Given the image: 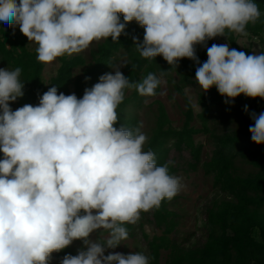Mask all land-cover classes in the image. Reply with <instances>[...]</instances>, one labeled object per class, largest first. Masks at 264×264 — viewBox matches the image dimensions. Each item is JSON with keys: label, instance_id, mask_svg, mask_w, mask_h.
I'll list each match as a JSON object with an SVG mask.
<instances>
[{"label": "clouds", "instance_id": "clouds-1", "mask_svg": "<svg viewBox=\"0 0 264 264\" xmlns=\"http://www.w3.org/2000/svg\"><path fill=\"white\" fill-rule=\"evenodd\" d=\"M260 15L254 0H0V22L19 26L38 45L42 63L80 53L93 41H118L133 20L144 27L142 43L133 37L141 58L199 63L195 45L226 30L247 35L246 26ZM207 57L195 74L204 92L215 86L229 99L264 98V52L213 44ZM121 67L101 75L82 99L51 87L38 106L15 111L9 102L24 95L21 69L0 67V264H47L52 252L76 239L86 251L61 264H149L141 253H104L127 238L124 223H135L182 185L167 164L157 166L155 154L143 151L142 125L114 127L125 89L154 96L161 83L152 73L130 82ZM251 115V139L264 144V112ZM98 229L108 231L106 242L89 239Z\"/></svg>", "mask_w": 264, "mask_h": 264}, {"label": "trees", "instance_id": "trees-1", "mask_svg": "<svg viewBox=\"0 0 264 264\" xmlns=\"http://www.w3.org/2000/svg\"><path fill=\"white\" fill-rule=\"evenodd\" d=\"M260 10V17L255 23L246 26V32L252 38L264 43V0H254ZM123 23V14H120ZM231 49L243 51L237 43V36L232 31H225ZM137 37L143 42L144 27L135 20L128 22L118 41L111 37L102 39L92 61L88 63L82 54L58 57L59 66L55 74L45 82L43 79L44 63L37 60L36 49L28 48V38L19 26L0 27V60L12 70L21 69L20 82L24 85L22 97L16 99L14 110L25 104L38 106L39 98L51 87L57 88V94H75L82 99L86 88L99 82V77L111 72L120 55L126 56L124 76L130 82H139L149 73L157 78L179 79L178 89L194 86L198 88L199 113L188 102L184 122L181 127L171 125V119L163 103H159L155 127L149 136L143 151L155 154L157 166L167 164L170 175L175 176L182 169L186 172L203 168L205 175L213 177V186L222 193L221 197H212L202 209L203 232L200 238L179 242L176 238L180 215L169 209L176 199H163L158 207L141 211L146 221L161 230V235L149 239L143 229V222L124 223L127 238L141 236L149 256V264H264V144H256L251 139L250 126H254L252 113L264 112V98L247 97L244 94L234 99L221 96L215 86L208 91L197 84L196 69L207 61V48L212 39L205 44L195 45L196 61L182 58L176 66L169 65L162 56L155 59L141 58L133 41ZM83 67L82 73L75 76V70ZM161 92V83L155 89V95ZM146 96H141L134 88L124 90V99L116 109L117 129L125 127L135 129L142 125L138 110L144 106ZM228 101L227 103L225 101ZM245 105L248 106L246 112ZM222 109L223 127L211 129L209 124L215 111ZM202 122V127L193 125L195 118ZM199 133H209L214 143L209 159L204 160V145L196 142ZM4 153L0 151V160ZM245 162L251 170L241 174L238 162ZM83 214V211L81 212ZM193 236V235H192ZM168 251L163 262L162 251ZM78 253L69 245L50 254L47 264H57L66 255Z\"/></svg>", "mask_w": 264, "mask_h": 264}, {"label": "rangeland", "instance_id": "rangeland-1", "mask_svg": "<svg viewBox=\"0 0 264 264\" xmlns=\"http://www.w3.org/2000/svg\"><path fill=\"white\" fill-rule=\"evenodd\" d=\"M0 27L7 28L9 27V25L0 22ZM235 35L237 36V43L239 44L241 49L248 50L250 55L260 54L261 52H264V43H261L258 38H252L248 33L247 35H240L235 33ZM212 40L217 44H227L231 49L230 43L228 42L225 35L217 36ZM101 41L102 39L99 41H93L87 49L81 51L80 53H74L72 55L82 54L86 58V61L90 63L92 61V54L94 51H96L97 46ZM36 47L37 44L35 42H28V48L30 50H34ZM126 62V56L120 55L116 62V65L113 67L111 72H113V70H115L117 67L125 65ZM58 66V58L50 63H44L43 79L45 82H48L49 79L55 74ZM0 67L12 71V69L3 64L1 60ZM124 67L125 66L120 68V71L122 73L124 72ZM82 70L83 67L76 69L75 76L80 75L82 73ZM160 80L161 92L156 96H146L144 106L137 112L142 122L141 132L144 133L147 138H149L153 128L155 127L160 102L165 105L171 119V125L175 128H179L182 126L185 118V111L187 109L188 102H190V99L192 106L195 105L193 106L195 113L197 114L201 111V107H199L198 104V88L189 86L186 88H182V90L180 91L178 89V86H180L179 79L176 75H174L171 79H167L161 76ZM9 106L11 110L15 111L14 109L16 106V100L10 101ZM0 112H2V110H0ZM223 117V110H216L214 115L212 116L209 127L211 129H213V127H216L218 130H221L223 127L221 123ZM193 125L196 127L203 126L198 117H196L193 121ZM195 139L196 142L202 143L204 145L203 159H209L214 148V143L212 141L211 135L209 133H199L195 136ZM146 143L147 141L143 145V149ZM238 168L241 174H247V172L251 170V167L247 163L241 161L238 162ZM176 177L180 178L182 187L178 194L175 195L176 199L172 202V204L169 205L170 210L176 211L180 215V222L177 226L176 238L179 242H186L194 238L198 239L201 237L203 232V215L201 212L203 206L212 197H221L222 193L214 188L213 177L205 175L202 167L194 172H186L181 169L177 173ZM140 221L143 222V229L148 235L149 239H152L154 236L161 235V230L156 229L154 226L149 224L146 221L145 215L139 214L138 219H136V223L139 224ZM108 236V231L98 229L90 234L89 239L104 243L106 242ZM70 246L77 253H79V251H86L87 249V246L84 244L83 240L80 239L74 240L70 244ZM110 253H122L125 255L141 253L148 256V250L144 242H142V238L140 235L135 238H126L121 240L120 244L114 249L106 248L104 255H108ZM167 255L168 251L163 250L161 255L163 262L166 260ZM61 261L62 259H60L57 264H61Z\"/></svg>", "mask_w": 264, "mask_h": 264}]
</instances>
